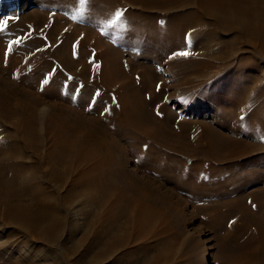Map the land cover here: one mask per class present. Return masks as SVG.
<instances>
[{
    "label": "bare ground",
    "instance_id": "6f19581e",
    "mask_svg": "<svg viewBox=\"0 0 264 264\" xmlns=\"http://www.w3.org/2000/svg\"><path fill=\"white\" fill-rule=\"evenodd\" d=\"M56 4V7H61L77 17L82 14L87 15L91 18L93 26L109 21L111 16H114V8L119 5L123 8L128 5L134 6L141 11L129 9L124 14V21L118 25L127 27L137 23L141 32L150 29L160 32L166 41H164L165 46L162 44V48L167 51L171 48L185 50L187 37L194 33L196 37L194 49H198L202 54H199L200 57L197 55L191 57V67L194 66L205 70V72L212 71L213 57H216L218 65L223 66L226 62L235 61L236 56H241L235 61L238 62L236 63L238 67L231 71L226 68L229 73H226L227 79L231 81V84L234 83L230 89H227L226 94L227 96L233 93L243 94L251 89L252 93L258 97L256 99L258 104L264 105V64L258 66L253 60V56L258 55L257 58L260 57L264 61V0H90L86 4L82 0H56ZM5 8L2 9L5 10ZM39 22L41 21L34 24L39 27ZM35 25H32L31 28L35 29ZM27 30L25 24H18L14 26L13 31L0 35V56H3V59L0 60V73L12 74L18 79L16 82L1 81L0 79V264H55L54 260L48 257L49 253L45 254L48 250L63 255V257L65 255V257L73 256L69 261L68 258H65V263L87 264L89 254L93 255L96 248L101 247L105 251L104 255H107L116 245L130 241L132 237H129L131 235L129 230L133 227L136 230L134 242H139L144 235H147L145 229L150 227V217L157 211L154 210L152 213L153 208L148 203H152L153 200L156 202L158 194H155V198L151 197L147 193L149 189L141 188L138 182L129 181L126 189L129 192H134L133 196L116 190L117 182L112 181V177L108 179L111 175L108 173L107 177L106 173L102 171L103 165L95 160L94 155L88 151L90 144L87 143H91L93 140L99 150L101 147L114 143L109 139L111 133L99 121V123L95 120L94 122L86 121L85 115H76L77 118L71 120L68 118L70 116L66 115L73 111H69L64 106L54 107L56 114L61 113L52 118L56 123L55 126H52L54 121L50 122L52 125H49V121H45L44 117L49 110L48 107L39 108V111L37 106L44 96H51L53 92L51 93V89H49L50 92L45 91L44 96L29 94L30 91L22 85L33 80L30 81L31 85L29 86L34 89L36 87L34 84L39 82L38 78L44 72L41 71L43 65H47L49 70H54L58 66L57 60L43 62L44 52L39 56L36 51L44 46L46 39L50 41L54 37H59L62 29L55 27L47 32L48 38L40 39L34 36L28 38L24 44L15 46L11 39L17 38L19 34L24 35ZM78 35L79 33H65L61 37L68 36L73 41ZM11 43L14 44L11 45V49H14L15 56L11 61H8L9 57L6 51H9ZM19 43L21 42L19 41ZM111 43L113 47L109 45L108 48L107 60L109 63H113L110 49L115 50L116 42L112 40ZM241 43L247 48L238 47ZM71 44L72 42L69 45L61 46L62 50L56 48L55 54L59 57L58 54H61V51L77 52L76 48L71 47ZM88 48L92 51L98 49L94 45H89ZM216 55H220V57ZM59 63L63 64L64 68H76L71 63L65 64L62 59ZM101 69L102 72H106L103 67ZM110 69V77H103L99 81V85L106 90L111 88L113 94L110 93L111 97L114 94L117 96L121 116L117 117V111L113 107L109 110L108 116H111V119H115V121L119 119L122 126L125 125V128L129 130L128 139L138 141L131 153L136 159L137 169L145 172L147 175L144 174L149 179L163 177L164 182L174 183L178 188L189 189L192 193V190L200 187V182L205 178L208 181L226 180V176L224 177L221 172L227 173L226 175L235 177L241 182L240 178L244 177L245 172L251 171L253 166L259 172V169L264 171V150L257 145L254 146L252 142L234 140L230 134L225 136L221 130L212 126L204 127L203 141L200 139L201 141L195 144L199 146L197 152L199 155L194 160L198 162L196 163L198 165L201 159L211 160L213 170L216 169L215 167L217 170L208 172L211 168L204 174L194 173L193 171L196 169L190 171L191 168H188L189 164L183 156L193 157V145L183 141L184 135L172 133L171 137L167 136L165 126L157 122L155 116L150 119L153 112L151 111L150 114L151 104L141 98L140 89L131 85V88L115 86L119 81L115 69L111 66ZM176 71V69L172 70L174 73ZM254 71L260 73L257 78L261 85L251 88L255 83L254 79L249 78L254 76ZM28 73L29 79L25 78ZM76 83L80 84L74 78L71 85ZM36 90L39 91V87H36ZM86 91L94 93L92 89ZM156 97L154 95L153 98ZM236 105H232L229 109H236ZM65 113L67 114L65 115ZM16 116L20 118H16ZM14 117L17 119L15 120L18 122L17 125H14ZM170 119L171 115L168 114L163 121L167 125L170 123ZM38 130L46 133L47 136L53 134L49 135L50 137L55 135L54 144L51 142V147L48 144L50 148L45 147L48 149H44L47 150L45 155L41 149V142L38 141ZM100 132L109 140L98 138L96 134ZM77 134L79 136L76 139L73 138ZM114 138H116L115 135L112 136L113 140ZM74 139L76 143L80 144L86 139V146L82 148L84 145L81 144L82 150H79L77 147H80V144L76 146ZM169 140L173 142L171 143ZM178 140L180 141L178 142ZM145 146L147 147L145 148ZM73 163L77 165L74 166ZM84 163L85 165H83ZM80 166L82 167L80 168ZM195 168L197 167L195 166ZM234 168H239V177H237V171H234ZM137 169L136 171H138ZM218 171L221 175L218 174ZM68 180L73 185L70 189L67 188L68 191L63 196L59 192L50 193L48 190V185L62 187L64 182L68 183ZM208 181L205 180V182ZM256 190H253V196L249 199L258 203L262 209L259 214L253 216L256 220L255 227L259 244L257 247H251L252 239L247 242L243 241V246L251 249L244 252L241 257L246 262L244 264H264V206L262 205L264 189ZM87 191L89 195L94 193L98 197V206L103 209L107 208L108 215L105 216V226L102 229L93 227L94 230L91 231L92 228H86L92 232L94 240L89 243L83 253L80 249L86 239L84 233L87 232L77 233L80 230H77V227L81 223L79 221L84 218V216L80 217L82 213L79 212V207L85 199H81L79 195ZM200 195L201 193L194 196L196 198L201 197ZM229 196L232 195H228V198ZM228 198L217 200V204L230 205ZM133 203L136 205L140 203V206L136 212L137 215H133L135 218L130 220L126 217L129 216L128 208ZM89 227H91L90 224ZM115 230L121 231L122 235L116 237ZM27 252H35V254L33 256L32 253H29L32 255L27 257ZM43 254L46 255V258H39ZM86 256L87 258H85ZM160 257L161 254H158L157 258Z\"/></svg>",
    "mask_w": 264,
    "mask_h": 264
},
{
    "label": "rangeland",
    "instance_id": "374dc122",
    "mask_svg": "<svg viewBox=\"0 0 264 264\" xmlns=\"http://www.w3.org/2000/svg\"><path fill=\"white\" fill-rule=\"evenodd\" d=\"M22 1L23 0H0V21L8 20V24L3 31H0V35L8 31H13L14 26L18 24H25L28 29L24 35L19 34L17 38L11 39L12 42H21L14 43L15 46L24 44L28 38L34 36L40 39L48 38L49 35L47 32L55 27L62 29L59 37H54L53 40L50 39V41L46 39L44 46L36 51V53H39V56L44 52L42 57L44 60L43 62H55V60H57L56 64H58V66L55 67L54 70L52 68V70H49V67H46L47 65L41 67L43 68L41 71L44 72H42L43 74L38 78L39 82L34 84L36 87H39V91L36 90V87L32 89V87L29 86L33 80H30L31 82L28 81V84L22 85L30 91L29 94L44 96L45 91L48 90L50 92L49 89H51V93L53 92L51 96L42 97L43 100L40 101L37 106L39 111L43 109V107H48L49 110H47V114L44 117L45 121H49V125H52L51 123L54 121L52 118L55 115L61 114L59 112L56 114L55 106L60 108L64 106L69 111L72 110L73 112L69 114L65 113L67 117L68 115L70 116L68 118L71 120L77 118L76 115H85L86 121H99L101 125L103 127L105 126L107 131L111 133L109 139L111 142H114L113 145L101 147L99 150L96 143H93L94 140L91 143H87L85 142L86 139H84V141L81 142V144L84 145L82 147L79 142H75L76 137L79 136V134H77L73 137L75 138L74 142L76 146L80 144V147L77 148L82 150L81 147L84 148L86 143L90 144L88 147L89 153H92L95 157L94 159L103 165L102 171L106 173L107 177L109 174L111 175L108 179L112 177L113 180H111L117 182L118 186H116V190L123 191L133 196L134 192H129L126 189L127 184L129 182H138L141 188L149 189L147 193L150 194L151 197L155 198V194H158V200L156 199L158 203L154 200L152 203H148L150 207L153 208V210L150 209L152 213L154 210L157 211L150 217L151 225L150 227H146L145 231L147 235L141 238L142 241H133L136 236V230L133 227L129 230L131 234L129 237H132L130 241L123 242L121 245H116L107 255H104L105 251L101 247L96 248L93 255L89 254L87 264L246 263L241 257L244 252H248L250 248L248 247L247 249L243 246V241L247 242L252 239L253 242L250 246H258L257 228L255 227L256 220L253 216L259 214L260 210L262 211L259 204L249 198L253 196V190L258 188L264 189V171L259 169V172L258 169L253 166L251 171L245 172L244 177L240 178L241 182L238 181L239 179L221 172L224 177L226 176V180L219 181L220 179H215L216 181H208L207 178L204 180L202 179L203 181L200 182V187L194 189L195 192L192 190V193L189 189L185 190L181 187L178 188L174 183L164 182L163 177H161L162 179L158 178L159 180L149 179L145 172L137 169L135 166L136 159L131 153L135 148V143L138 141L128 139L129 130L125 128V125L122 126L119 119L115 121V119H111V116H108L111 107L117 111V117L121 116L117 96L114 94V96H112L113 100H111V88H107L108 90H106L99 85V81L103 77H110L111 66L115 69L119 81L115 86H126L127 88H131V85L139 88L142 92L140 94L141 98L145 102L151 104L150 114L151 111L153 112L150 115V119L155 116L156 121L165 126V130L167 129L166 134L169 137L172 136V133L185 136L183 141H185L186 144L193 145V157L183 156V158L187 160L189 164L188 168H191L190 171L196 169L197 171H193L194 173L201 172L204 174L211 168L212 169L208 170V172L217 170V167L213 170L214 167L211 166V160L201 159L199 160V165L196 164L198 162L194 160L195 157L199 155V153H197L199 146L195 144L201 140L203 141L204 127H215L221 130L225 136L230 134L234 140H239L241 142L246 141L248 143L252 142L254 146L257 145L264 150V105L258 104L256 101L258 97L252 93L251 89H249L250 91L243 92V94L233 93L230 96L226 94L227 89H230L234 85V83L231 84V81L227 79L228 76L226 75L229 74L227 70L231 71V69L238 67V64H236L238 62L235 61L241 56H236L235 61L226 62L227 64L224 63V67L218 65L216 57H213L214 65H211L212 71L208 70L205 72V70L198 69L194 66L191 67V57L196 55L200 57L199 54H202L198 49V51L194 49L196 43L194 33L192 34L193 36L190 35L187 37V46L185 45V50L171 48V50L167 51L162 48L165 37L162 36L160 32L151 29L146 32H141L137 23L136 25L127 27L119 26L118 24L124 21V14L129 9L138 12L141 11L134 6L128 5L123 8L119 5L114 8V16H111L109 21L100 22L98 26H93L91 18L87 15L82 14L77 17L61 7H56V0ZM82 1L86 4L90 0ZM2 8H5V10ZM118 11L121 12L120 20L116 25H111V22L116 19L115 14ZM37 21H41L39 22V27L34 24ZM58 23H60V25H57ZM32 25L37 27H35L36 30L31 28ZM65 33H79V35L75 40L71 41L68 36L61 37V35ZM112 40L116 42V44L114 46L115 50L110 49V51H112L111 58L113 59V63H109L107 60L108 48L109 45L113 47L111 43ZM71 42V47L76 48L77 52L74 51L73 53H69L61 51L62 53L60 52L61 54H58L60 55L59 57L55 54V52H57L56 48H61V46L66 44L69 45ZM14 44L11 43L10 45ZM89 45L98 47L97 51L89 49ZM240 46L241 49L247 48V46L245 47L242 43L238 47ZM177 51H189L190 55L187 57L175 56L174 53ZM6 53L9 57L8 61H11L15 56L14 49H9ZM2 57L1 55L0 60L3 59ZM217 57H220V55ZM257 57L258 55H254L253 60L258 66L261 64V66H263V59L261 60L260 57ZM61 59L65 61V64L71 63V65L76 66V68H64L63 64L59 63ZM233 65L235 66L233 67ZM102 67L106 69L105 73L102 72ZM174 68L177 70L176 73L172 72V70L175 71ZM1 74L2 73H0L1 81L16 82L18 80L16 77H13L12 74ZM258 75H260V73L254 71V76L249 78L254 79L255 83L251 88L261 85L260 80L257 78ZM28 76L29 73L25 78L29 79ZM74 78L77 79L80 84L76 83L72 86L71 84ZM45 81H47V83H45ZM11 85L13 86V83H11ZM88 89H92L94 93L92 92L91 94V92H87L86 90ZM154 95L157 97L153 98ZM79 101L80 103L78 104ZM106 103L110 104L108 105ZM235 104H237L236 109H229ZM225 107L227 108L226 110L224 109ZM168 114L171 115V119L169 120L170 123L166 125L163 120ZM260 117L261 120H259ZM16 118L20 117L16 116ZM16 118L14 117L13 120L14 125L18 124L17 121L15 122V120H17ZM53 123L52 126H55V121ZM43 133L42 131L38 132V141L41 142V149H43L42 151L45 155L48 150L47 148H50L52 143L54 144L55 135L52 136V138L50 136L53 134L47 136L46 133ZM96 135L98 138L105 139L106 141L109 140L108 137L103 136L101 132ZM114 135L116 138L113 140L112 136ZM169 141L171 143L173 142L172 140ZM179 141L180 140H178V142ZM75 165L77 164H74V166ZM83 165H85V163ZM195 166L197 168H195ZM81 167L82 166H80V168ZM136 169L138 171H136ZM236 169L237 168H234V171H237V177H239V168ZM219 172L220 171H218V174L221 175ZM205 180L208 182H205ZM70 182V180H68V183L67 181L64 182L62 186L63 189L62 187H54L52 186L53 184L48 185V190L50 193L59 192L61 193L60 195L63 196L68 191L67 188L69 187L70 189L73 185V183ZM236 184L239 185L236 186ZM152 188H155V191ZM83 193H80L79 196L81 199L84 198L85 201H83V206L81 205L79 207L80 210L79 208L78 210L84 214L82 215L79 213L81 214L80 217L82 218L84 216V218L79 221V223H81L78 225L77 230H80H78L79 232L77 233L87 232L84 233L86 239L80 249L85 253L84 250H86L89 243L94 240L92 238V232L86 228H92L90 229L91 231L94 230V228L102 229L103 226H105V216L108 214L106 213L107 208L103 209V207L98 206L97 201L99 200L94 193L90 195L88 191ZM200 193L201 197L195 198V196H198ZM228 195L232 196L228 198ZM227 198L230 205H222V203L217 204V200H225ZM136 203H133L128 208L131 212L129 211V216L126 217L127 219L129 218L132 220L135 218L133 215H137L136 212L140 203H138V205H136ZM237 204L239 205L236 206ZM262 205L264 206V202ZM81 207H83V209H81ZM113 212L115 213L117 211ZM88 223L91 227H89ZM115 232L117 233L116 237L122 235L121 231L115 230ZM27 253V257L32 254L34 256L35 254V252ZM48 253V257L54 260L55 264H68V262L65 263V258H68V261L73 258V256L65 257L66 255L63 257V255H58L49 250L45 252L47 255ZM158 254H161L159 259L157 258ZM43 256L44 254L39 258H46V255ZM85 258H87V256Z\"/></svg>",
    "mask_w": 264,
    "mask_h": 264
},
{
    "label": "snow or ice",
    "instance_id": "6c2138e0",
    "mask_svg": "<svg viewBox=\"0 0 264 264\" xmlns=\"http://www.w3.org/2000/svg\"><path fill=\"white\" fill-rule=\"evenodd\" d=\"M115 16H116V19L111 22V25L117 24V22L120 20L121 12H119V11L116 12ZM7 24H8V20L0 21V31H3ZM106 26H110V25H106ZM13 43H19V41H13ZM9 49H11V45H9ZM174 55L179 56V57H187L190 55V52L189 51H177L176 53H174ZM45 83H47V81H45ZM158 115H159V113H158ZM146 147L147 146H145V148Z\"/></svg>",
    "mask_w": 264,
    "mask_h": 264
}]
</instances>
